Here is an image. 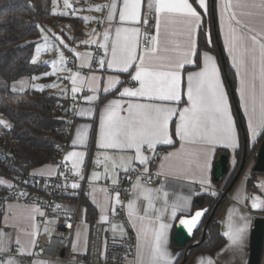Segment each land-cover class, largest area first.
Listing matches in <instances>:
<instances>
[{"label": "crops", "instance_id": "0c3cea01", "mask_svg": "<svg viewBox=\"0 0 264 264\" xmlns=\"http://www.w3.org/2000/svg\"><path fill=\"white\" fill-rule=\"evenodd\" d=\"M116 2L118 4L119 10V8L122 7L123 0H116ZM189 2L192 3L191 0H189ZM223 2L224 0H216L217 21L224 50L229 58L230 64L232 65V58L229 55L228 48L225 44L227 32L226 23H223L221 18V8L223 6ZM111 3L112 0H70L71 8L73 9L77 20L80 22L77 26L74 23L75 28L72 30L68 29V32L70 34L75 33L76 35L72 37L69 33H66L65 30L60 29L59 26H57L58 28L56 29L54 24H52L54 25L52 26L53 29L50 28L51 36L66 49V53L64 54V62L67 55H71L73 59L72 63L65 62V68L67 69L65 75L68 77V82L65 81V83H67L69 86V88L65 90H68L74 99L76 97L81 99L80 106L77 109L74 130L71 133L69 140V150L63 155V159L72 167L73 171H79L83 165H86V180L91 184L89 191H85L83 189L84 186L81 184V174H79L78 178L72 182V184L77 183L79 187L75 189L71 187V189L61 197L60 203L58 204L62 209L63 216L74 219V230L69 239L68 249L72 255H85L88 252L91 220L87 217L86 204L83 201L78 200L83 194L87 195L88 200L96 208L95 219L105 224L109 243H114L122 236L128 234V228L126 224L114 218L115 210L120 203V194L110 193L107 187L102 185L101 182L116 184L119 182V179L123 174H127L136 169H141L143 171H150L163 175L164 182L158 186H149L143 179L140 177L137 178V180L132 185L130 199L126 205L128 221L130 222L132 229L136 234L137 245L141 242L140 229L142 226L151 229L158 228L159 224L161 223L169 225L166 232L167 243L165 248L167 252L171 254V264H175L179 257L185 254L186 251L185 247L178 246L173 239V235L176 230V224L179 219L189 218L192 215H195L197 211H202L203 216L206 214L203 210L208 206L206 199L211 194H219V187H221V185H217V182H215L213 178V168L216 157L221 151H227L230 154V168H235L237 162L236 151L241 146L240 131L236 122L228 89L222 75L219 60L216 54L213 52L203 50L200 55L199 65L195 66V62L185 65V68L183 69L184 85L186 86L188 72L198 71L203 67V54L208 52L210 55H212L219 70L220 78L233 114L237 137L236 147H227L223 144H217L212 146L211 151L205 154V152L202 151V149L205 147L204 145L180 140V138L175 135L176 124L179 122L178 114L174 115L169 123V132L174 141L173 144H158L154 150H148L145 146L142 151L143 154L148 157V160L144 164H141L139 160L131 159L135 156V149L121 150L100 147V119L103 109L110 101L114 99H129L127 97L121 98L119 95V92L123 91L124 88L139 87V83L132 80L128 73H121L116 68L109 69L107 67V60L111 59L112 42L116 39L115 29L117 27L133 26L140 28L141 34L139 36L140 43L137 48V55L143 54L146 50L147 45L146 47H143L146 37L156 33L155 13L154 11L151 13L149 12L147 6L148 0H142L141 9L142 17L147 18L148 23L145 24L141 22L135 25L132 22L122 23L119 20L118 11L116 16L112 20H109V8L106 6L110 5ZM206 3L209 8V0H206ZM98 6L100 7V10H97ZM193 7L196 8L194 4ZM71 8L62 7V10L60 11L62 13L69 14L68 12H70ZM200 9L201 10H198L196 8L197 12L200 13L201 22L199 26L195 28L192 36V39L196 45L195 54L189 56V59H192L193 61H196L198 33L203 23L202 13H204L206 16L208 12V10L205 11L202 8ZM236 11L238 16L241 14V12L252 11L254 14L251 17L242 16L241 18L258 31L264 27V19H262L257 10L236 9ZM87 13L90 15L89 25L95 29V42L90 46L82 44V40L87 36L86 32L83 30L86 25L85 17H87ZM105 32L109 33L107 41L104 39ZM160 39L162 46L166 39L167 47L170 50H176L170 51L168 53L170 55H176L179 51H186L188 48L189 35L187 25L184 23V18L175 17L167 21V36H165V20L161 19ZM95 44L105 45L106 49H109V55L107 58H105L106 56L100 58L96 70L87 73V69L92 63V47ZM101 60H105L103 67L100 65ZM234 70L236 72L235 68ZM129 71L134 75V69H130ZM75 73H79V77L84 81V83H78L76 87H78L80 90L76 93H73L72 88L74 85L72 84L70 77ZM93 76H95L97 79V91L95 93L90 90V80ZM109 77H118L121 83L110 87V90L105 93L103 89L105 87H109ZM239 87L240 84L237 77V94L248 128V118L245 115L243 107L241 106L240 93L238 91ZM59 89H61L60 86ZM92 95H96L98 99L94 101H87L85 99V97ZM104 95L109 96H106L102 101V97ZM164 103H167L169 106L179 107L182 109L187 105V97L186 94H183L181 102L178 105L175 102ZM88 109H91V113L87 111ZM85 125L88 126L86 129L87 139L85 143H77L74 145L72 142L76 139L77 130L79 129L80 131H85L83 128ZM263 130L264 129H257V135H259V133ZM248 131L249 140L251 141L250 136H252V134L249 128ZM94 134L95 140L92 139ZM256 140L252 141V143ZM162 147L167 148L164 149ZM69 152H83L84 156L82 159L73 157L72 159L65 160V157ZM156 154H159V157L154 162V166H151V160ZM106 157L108 159H105ZM205 160L207 161L206 166ZM73 161H78L77 167H73ZM96 164H101L104 171L96 170L94 168ZM125 168H127L128 171H125ZM57 170L58 164L56 162L31 168L32 173L38 176H53L56 174ZM246 170L247 171L243 172L237 181L231 193H228L226 196L227 200L221 207V210L218 214V220L220 222L223 235L228 229L230 216L233 220H238L240 215L250 218L248 221L249 227L244 249L242 251H236L231 246L228 237L224 235L225 240L218 247L209 251H196L191 256L187 264H201L202 258L204 260V264H207L208 260H211L213 264H248L250 257L251 233L254 226V221L257 217L264 216V205L259 208L252 207L255 198H259L257 203L264 201V196L260 194L264 191V189H261L264 187V176H259L258 181L256 182V185L258 182H262L263 186L260 187L258 192H254V190L248 185V181L253 170L252 164L249 165ZM94 173L98 174V176L94 177ZM105 173H108V176H106ZM4 180L10 184V180L6 178H4ZM113 181L116 182L114 183ZM137 182H139L141 186L140 188L133 187L135 184H137ZM143 188L161 190L153 191L152 193V195L156 197V199L153 200V208H148V202L141 194V190ZM164 192L168 193L167 202H165L163 196ZM249 192H251V194L247 198ZM117 194L119 195L118 201ZM180 198H188V208L186 211L177 212L176 217L173 218L171 215V205ZM198 199L203 200L202 202H198ZM130 201H135V214L131 216L129 215L128 208ZM145 209H147V213L145 212ZM40 213H43V211L41 207L35 203H18L13 201L7 203L5 212L0 219V233H3V236L0 237V240H2L4 244H7L10 251L7 253L0 252V264H5V261L9 258H15L18 260L17 254L19 253V249H24L28 253L34 252L36 239L40 230L39 220L42 217ZM102 217H106V219H102ZM141 217L143 219H140ZM54 221V218L47 219L49 224H52ZM114 225L116 226L115 229L113 227ZM197 228H192L191 232L194 234V231ZM43 229L44 231L47 230L46 232L48 234L53 232V229L50 226H46ZM148 238L151 239V232H149ZM17 241H19V245H17ZM33 241H35L34 246ZM129 262L137 264V256L135 259H132ZM31 264H63V261L61 259L47 260L42 257H38L35 258Z\"/></svg>", "mask_w": 264, "mask_h": 264}, {"label": "snow or ice", "instance_id": "6c2138e0", "mask_svg": "<svg viewBox=\"0 0 264 264\" xmlns=\"http://www.w3.org/2000/svg\"><path fill=\"white\" fill-rule=\"evenodd\" d=\"M55 2L56 0H53V3ZM63 3L65 8L71 7L69 0H63ZM147 6L150 13L153 11L155 13L156 33L146 37L144 43L147 48L143 54L137 55L141 34L139 27H117L115 29L116 39L112 42L111 59L107 60V67L109 69L116 68L121 73H128L132 80L139 83V87L124 88L123 91L119 92V95L121 98L127 97L129 99H114L103 109L100 119V147L121 150L135 149V156L131 159L139 160L141 164H144L148 160L142 151L145 146L148 150H154L158 144H173L174 141L169 132V123L172 117L177 114L179 122L176 124L175 135L182 141L204 145L202 151L205 154L217 144L236 147L237 137L233 114L214 57L205 52L203 54V67L198 71L188 72L186 86L184 85L183 69L186 64L195 62L189 59V56L195 54L196 45L192 36L195 28L201 22L200 13L189 0H148ZM198 6L205 11L208 10L206 0H198ZM106 7L109 8V20H112L118 11L119 20L122 23L132 22L134 25L141 22L148 23L147 18L142 17V0H123L119 10L116 0H112V3ZM236 9L257 10L264 19V0H224L221 8L222 22L226 23L227 28L225 44L239 79L238 91L241 106L248 118V128L252 138L255 139L257 129H264V27L259 31L251 27L241 17H251L254 13L252 11L241 12L238 16ZM97 10H100L99 6ZM175 17L184 18L189 41L186 51H179L176 55H170L168 54L170 51L176 50H170L167 47L166 39L163 46L161 45L160 26L161 19H164L165 36H167V21ZM108 36L109 33L105 32V41L108 40ZM44 40L47 43L48 37L44 36ZM101 47L106 46L101 45ZM40 50V46L37 45V58ZM61 61H63V54H61ZM32 62L36 63L37 61L34 58ZM104 64L105 60H101V67ZM53 66L55 68V61H53ZM130 69H134V75L129 71ZM70 79L74 85L72 92L76 93L80 90L76 85L78 83L83 84L84 81L80 79L79 73L73 74ZM23 83L22 81L21 84ZM119 83L121 81L118 77H109V87H105L103 91L107 93L110 87ZM96 84V77H91L90 90L94 93L97 91ZM15 90L17 89L13 85V91ZM183 94H186L187 105L182 109L164 103L175 102L178 105ZM85 99L94 101L98 97L92 95L85 97ZM87 111L91 113V109ZM0 125L6 129L11 127L3 119H0ZM83 128L85 131L77 130L76 139L72 142L74 145L85 143L88 126L85 125ZM83 156V152H69L65 160L73 157L82 159ZM77 162L73 161V167H77ZM206 164L207 161L205 160V166ZM125 171L128 169L125 168ZM93 176L97 177L98 174L94 173ZM6 183V181L0 180V184ZM71 187L75 189L79 185L73 183ZM133 187L140 188L141 186L137 182ZM153 191L161 190L148 188L141 190V194L148 202V208L154 207L153 200L156 197L152 195ZM163 196L167 202L168 193L164 192ZM258 199H254L253 208L264 205V201L257 203ZM118 200L119 195L117 194ZM188 204V198H180L175 201L171 205L172 217L175 218L177 212L186 211ZM128 208L129 215H134L135 201H130ZM145 212L147 213V209ZM40 214L43 215V213ZM202 215V211H197L191 219H181L180 224L187 227L188 231L191 232ZM102 219H106V217H102ZM249 219L240 215L238 220H233L230 216L228 229L224 235L228 237L231 246L236 251H242L245 247ZM113 227L115 229L116 226ZM168 227L169 225L164 223L159 224L158 228L141 227V242L137 245V264H171V254L165 248ZM149 232H151V239L148 238ZM2 236L3 233H0V237ZM34 244L35 241H33V246ZM0 245H2L0 252L7 253L10 251L7 244H4L2 240H0ZM17 245H19V241H17ZM19 253L21 255L32 254L24 249H19ZM5 264H19V261L15 258H9ZM201 264H204L203 258ZM207 264H213V262L208 260Z\"/></svg>", "mask_w": 264, "mask_h": 264}, {"label": "trees", "instance_id": "16d2710c", "mask_svg": "<svg viewBox=\"0 0 264 264\" xmlns=\"http://www.w3.org/2000/svg\"><path fill=\"white\" fill-rule=\"evenodd\" d=\"M191 2L201 10L197 0ZM61 13L54 11L53 0H0V118H6L11 126L6 129L0 125V140L16 138L18 145L14 155L18 161L27 162L31 168L56 162L57 146L64 142L67 135V118L74 101L68 90L50 87L51 83H59L62 78L46 75L51 70L48 62H32L36 46L42 40L41 29L47 31L48 25H52L54 21L61 23L70 19L76 26L79 25L80 21L77 20L74 11L63 15ZM202 16L203 23L198 33L195 66L199 65L203 50L216 54L241 136V146L236 151L235 168H229L227 175L217 182L222 190L231 193L246 165L253 156H257L258 147L264 138V130L259 133L255 142L249 140V131L237 94V75L229 62L220 37L216 0H209L207 15L202 13ZM47 32L51 35L50 30ZM54 46L57 49V46ZM24 76L30 78L40 76V81L44 83L42 90L28 88L22 92L13 91L11 83ZM106 96L109 95H104L102 101ZM58 105L60 108L56 112ZM92 139L95 140V134ZM158 157L159 154L154 156L151 166H154ZM244 159L245 165L241 169ZM252 173L248 185L254 192H258L257 178L264 176V172ZM3 176L15 177L14 172L0 167V180H4ZM6 184H0V188ZM262 194L264 196V191ZM78 200L86 204L87 217L91 221L96 220V208L88 200L87 195H81ZM206 200L210 209L204 215L201 225L194 231L191 241L200 244L190 250L185 264L196 251L212 250L225 240L218 214L227 200L226 196L222 193L211 194ZM184 258L185 254L181 255L175 264H181Z\"/></svg>", "mask_w": 264, "mask_h": 264}, {"label": "built area", "instance_id": "2783aa9c", "mask_svg": "<svg viewBox=\"0 0 264 264\" xmlns=\"http://www.w3.org/2000/svg\"><path fill=\"white\" fill-rule=\"evenodd\" d=\"M73 13V9H70ZM55 26L64 25L69 29H74L73 20H64L61 23L54 21ZM146 47V44H143ZM109 49L101 47V44H95L92 47V63L87 69V73L96 70L99 59L107 58ZM71 55L65 57L66 63H72ZM81 99L76 97L71 105L70 114L67 118V135L63 143L57 146V155L55 156L58 170L53 176L34 175L27 162H20L14 155L15 148L18 145L16 138L0 140V167H4L10 172H14L15 177H4L10 180V184L2 185L0 188V219L2 218L6 205L9 202L35 203L43 211L39 220L40 230L36 239L35 249L32 254H17L19 264H31L38 257L47 260L61 259L63 264H133L129 261L137 256V237L128 221L126 205L130 199V192L133 183L137 178H141L149 186H158L164 182V176L141 169L133 170L123 174L119 182L111 184L101 182L110 193L120 194V203L118 204L114 218L122 221L128 228V234L122 236L114 243H109L107 239V229L105 224L94 220L90 222L89 248L85 255H72L68 249L69 239L74 230V219L62 215V209L58 204L63 195L70 189L79 174H81V184L85 191H89L91 184L86 180L87 167L83 165L79 171H73L72 167L64 161L63 155L69 150V140L76 123L77 109L80 106ZM60 105L57 106V109ZM98 171H104L101 164L94 167ZM108 176V173H105ZM11 185V186H8ZM30 185L32 187H30ZM262 187V182H258ZM221 193V190H219ZM48 218H54L52 224L47 222ZM188 219H191L189 217ZM50 226L53 229L51 234L44 231L43 228ZM261 264H264V250Z\"/></svg>", "mask_w": 264, "mask_h": 264}, {"label": "rangeland", "instance_id": "374dc122", "mask_svg": "<svg viewBox=\"0 0 264 264\" xmlns=\"http://www.w3.org/2000/svg\"><path fill=\"white\" fill-rule=\"evenodd\" d=\"M69 2H70V0H69ZM53 7H54V11H56V12L62 10V7H64L63 0H56V2L53 3ZM89 17H90V15H88V13H87V17H85L86 25L83 28V30L86 32L87 36L82 40V44H85L86 46H90L92 43L95 42V29H94V27H90V25H89V22H90ZM52 26H54V25H48L47 31H49L50 28L53 29ZM57 26H59L60 29L65 30L66 33H69L68 32L69 28L63 27L64 25H57ZM57 26H55L56 29L58 28ZM69 30H72V29H69ZM47 31L45 29L43 30L42 40L39 41L38 44H37V45L40 46V49H41L40 53H39V57L37 58V53L35 51L34 58L36 59L37 62H48L52 66L51 71H49L46 75H55L58 78L59 77L62 78V81H60L59 83L55 84V82H54V83L50 84V87L52 89H54V88L55 89H59V86H60L61 89H68L69 86H68L67 83H65V81L68 82V77H67V75H65L67 69L65 68L66 64L64 62V54L66 53V49L56 39H54ZM70 35L73 37L76 34L72 33ZM44 36L48 37L47 43L44 40ZM85 42H87V43H85ZM54 44L57 46V49H55ZM47 52H49V53H47ZM61 54H63V61H61ZM53 61H55V68L53 66ZM52 73H54V74H52ZM22 81L24 82L23 84H21ZM13 85H15V87L17 89L15 91L22 92V91H24V90H26L28 88H34V89L35 88L36 89L40 88L41 89V86H44V83L40 81V76H34L33 78L24 76V77H21L20 79H18V80H16V81L11 83V89L12 90H13ZM48 86H49V84H48ZM0 119H3V118H0ZM3 120L7 121L6 118L3 119ZM7 122H8V124H10L9 121H7ZM257 136L258 135H256L255 139H253L252 136H250L251 142L256 140ZM255 161H256V157L253 156L252 159H251V162H250L252 164V166H254ZM245 171H247L246 168H245L244 172ZM253 171L254 170H252V172ZM252 174L253 173H251V176H252ZM257 187L260 189V187L258 185H257ZM219 188L221 190V193L224 194V196L228 195V192H225L224 190H222V187H219ZM261 189H264V187L261 188ZM250 194H251V192H249V194L247 195V198H248V196ZM260 194H262V192Z\"/></svg>", "mask_w": 264, "mask_h": 264}, {"label": "water", "instance_id": "95a60500", "mask_svg": "<svg viewBox=\"0 0 264 264\" xmlns=\"http://www.w3.org/2000/svg\"><path fill=\"white\" fill-rule=\"evenodd\" d=\"M245 165V159L241 165V169ZM230 168V154L227 151H221L217 157L213 168V178L215 182H220L229 172ZM256 172H264V138L260 143L257 151L256 161L253 166ZM238 177V176H237ZM201 200V201H200ZM203 199H198L202 202ZM210 208L208 205L205 209ZM188 219V218H181ZM176 224V230L173 235L175 243L180 247H185V258L181 264H185L187 257L192 248L197 247L200 243H191L193 233L189 232L187 227L180 224V220ZM264 250V217H257L254 221V226L251 233L250 243V257L248 264H261L262 255Z\"/></svg>", "mask_w": 264, "mask_h": 264}, {"label": "bare ground", "instance_id": "6f19581e", "mask_svg": "<svg viewBox=\"0 0 264 264\" xmlns=\"http://www.w3.org/2000/svg\"><path fill=\"white\" fill-rule=\"evenodd\" d=\"M205 215V214H204ZM203 215L199 218V220L197 221V223H196V225H195V227H193V228H197V227H199L200 225H201V223H202V221H203ZM200 224V225H199Z\"/></svg>", "mask_w": 264, "mask_h": 264}, {"label": "clouds", "instance_id": "9594fccd", "mask_svg": "<svg viewBox=\"0 0 264 264\" xmlns=\"http://www.w3.org/2000/svg\"><path fill=\"white\" fill-rule=\"evenodd\" d=\"M257 185H258V184H257ZM219 190H220V189H219ZM205 209H206V208H205ZM205 209H203V210L205 211ZM209 209H210V208H209ZM209 209H208V210H209ZM206 212H208V211H205V213H206ZM193 216H194V215H192L191 217H193Z\"/></svg>", "mask_w": 264, "mask_h": 264}, {"label": "flooded vegetation", "instance_id": "af4514ba", "mask_svg": "<svg viewBox=\"0 0 264 264\" xmlns=\"http://www.w3.org/2000/svg\"><path fill=\"white\" fill-rule=\"evenodd\" d=\"M251 162V161H250ZM250 162L246 165V168L250 165Z\"/></svg>", "mask_w": 264, "mask_h": 264}]
</instances>
